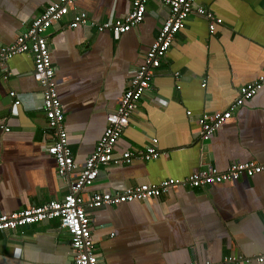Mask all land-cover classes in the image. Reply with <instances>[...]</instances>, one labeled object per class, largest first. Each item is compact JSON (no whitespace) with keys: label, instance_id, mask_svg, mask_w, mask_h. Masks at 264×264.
<instances>
[{"label":"crops","instance_id":"crops-1","mask_svg":"<svg viewBox=\"0 0 264 264\" xmlns=\"http://www.w3.org/2000/svg\"><path fill=\"white\" fill-rule=\"evenodd\" d=\"M58 0H0V49L25 32ZM223 23L192 14L118 141L116 156L158 139L157 160L100 169L83 190L124 191L142 183L186 178L210 167L264 163V88L241 106L209 141H199V118L224 111L243 85L264 75V0H196ZM132 0H77L48 32L55 82L77 169L58 176L47 147L54 134L43 112V88L31 54L0 63V214L61 200L95 151L107 116L116 111L143 63L169 7L147 4L144 21L116 36L97 27L69 28L76 12L99 24L126 16ZM12 75L7 76L8 71ZM7 77V78H5ZM21 99L9 113L10 92ZM191 112V115H188ZM5 128H8L7 131ZM91 234L99 264H264V173L207 188L179 186L161 197L92 210ZM234 257L237 261H227ZM71 237L57 219L0 233V264H74Z\"/></svg>","mask_w":264,"mask_h":264},{"label":"built area","instance_id":"built-area-1","mask_svg":"<svg viewBox=\"0 0 264 264\" xmlns=\"http://www.w3.org/2000/svg\"><path fill=\"white\" fill-rule=\"evenodd\" d=\"M77 0H58L47 6L36 17L30 27L20 34L10 45L0 49V63L21 54H31L34 60V79L43 88V112L47 119L48 128L53 131L54 140L47 147V152L57 163L58 176L67 180L77 169L74 154L69 146V134L65 127V114L59 98L56 82L55 67L52 62L49 30L60 23L72 11H75ZM158 1L169 7V16L160 28L150 50L144 56L143 63L138 67L129 80L127 88L116 111L107 116V126L95 151L87 160L78 177L70 183V192L61 200H51L41 206H31L10 214H0V233L26 228L46 220L57 219L60 226L71 237V246L75 251L74 264H99L96 246L91 234L90 212L105 206L119 205L137 200L145 201L161 197L171 189L179 186L190 188H207L215 184L237 181L243 177H253L264 173V163L249 161L231 163L226 170L215 167L199 169L186 178L165 179L159 184L142 183L131 186L124 191L93 192L87 198L82 195L84 189L91 187L98 179L100 169L110 164H130L134 160H157L161 156L158 149V139L143 150H130L116 156L118 141L130 124V118L144 94L152 87L153 79L161 68L163 59L182 31L192 14L204 17L209 23V32L215 33L216 26L223 23L213 12L199 6L196 0H132L130 12L110 24H99L89 18L85 12L73 14L69 28L93 27L103 31L111 30L116 36L123 35L141 24L147 13V4ZM12 75L10 70L7 76ZM7 78V77H5ZM264 88V75L255 82H250L239 89V96L231 106L214 114H203L199 118V141L207 142L211 137L232 118L235 111L251 100ZM12 104L11 115H18L21 99L15 90L10 92ZM191 115V112H188ZM9 131L8 128H5ZM227 261H237L230 257ZM264 262V257L258 259ZM250 260H246L248 264ZM182 264H199L197 262ZM211 264V263H205Z\"/></svg>","mask_w":264,"mask_h":264},{"label":"water","instance_id":"water-1","mask_svg":"<svg viewBox=\"0 0 264 264\" xmlns=\"http://www.w3.org/2000/svg\"><path fill=\"white\" fill-rule=\"evenodd\" d=\"M145 201H147V200H145Z\"/></svg>","mask_w":264,"mask_h":264}]
</instances>
